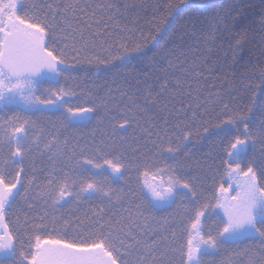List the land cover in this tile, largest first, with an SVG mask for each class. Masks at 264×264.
Returning a JSON list of instances; mask_svg holds the SVG:
<instances>
[{
    "label": "snow or ice",
    "instance_id": "snow-or-ice-1",
    "mask_svg": "<svg viewBox=\"0 0 264 264\" xmlns=\"http://www.w3.org/2000/svg\"><path fill=\"white\" fill-rule=\"evenodd\" d=\"M175 6L170 4L169 8ZM38 7L26 5L24 0H0V109L14 113L0 115V264H173L174 258L169 256L172 252L179 255V264H205L206 257L246 240H258L261 250L248 255L245 264H264V182L253 167L244 170L240 166L250 142L255 143L247 124L251 109L233 110L225 103L215 125L226 133L244 129L228 141L226 148L225 171L236 185V193L226 197L231 185L226 188L221 184L214 206L204 203L195 209L184 242L177 247L176 233L172 232L173 243L169 244L168 237L149 222L143 209L173 206L185 195L183 190L193 199L196 195L190 183L165 159V154L172 156L180 151L173 135L181 142L192 135L191 128L181 120L190 111L196 117L192 104L187 110L177 109L175 122L165 120L159 130L154 122L145 127L150 145L146 153L129 158L114 140L89 146L88 155H76L75 147L68 152L67 139H61L58 132L46 138L35 121L22 118L20 113L58 114L68 125L93 118L96 106L77 103L75 91L61 87L60 79L78 64L108 65L121 60L125 53H140L146 42L132 48L121 44L122 51L102 58L95 53L100 33L94 25L102 26L96 9L102 13L110 5H80L71 0L46 4L49 11L42 18L35 15ZM209 38H213L211 33ZM109 119L114 122L113 129L128 124L124 115L122 123L115 114ZM258 137L264 141V120ZM44 151L50 157L55 153L61 160L59 167L49 171L46 182L37 186L46 205L63 206L69 197L77 203L98 204L75 221L59 218L55 212L51 223H46L45 216L36 222L25 217L21 228L30 231L28 240L33 249L25 255L20 238L26 233L10 227L8 214L19 192L27 194L21 181L26 174L25 162H31L34 153ZM124 177L128 178L126 190L107 182L109 178ZM34 178L33 171V177L26 181L29 187ZM216 209L223 214H217L215 232H205V214Z\"/></svg>",
    "mask_w": 264,
    "mask_h": 264
},
{
    "label": "trees",
    "instance_id": "trees-1",
    "mask_svg": "<svg viewBox=\"0 0 264 264\" xmlns=\"http://www.w3.org/2000/svg\"><path fill=\"white\" fill-rule=\"evenodd\" d=\"M60 2L69 0H24L26 5L39 6L34 10L38 18L48 13L46 4ZM71 2L110 5L102 13L96 9L102 25L99 28L94 25L100 33L95 40V53L100 57L122 51L121 44L132 48L146 42V47L140 53H125L121 60L108 65L82 63L65 72L66 78L60 79V86L74 90L77 103L96 106L90 120L68 125L58 114L45 116L22 112L20 115L35 121L46 138L58 132L61 139L68 140V152L75 147L76 155L81 152L88 155L89 146L102 140H114L116 147L132 158L149 151L145 127L154 122L159 130L165 120L175 122L176 110H187L191 103L196 117L190 111L181 120L191 128L192 135L187 142H181L173 135L180 151L172 156L165 154V159L175 167L176 174L190 183L196 195L193 199L187 190H183L185 195L173 206L143 209L149 222L168 237L167 243H173L170 234L176 233L178 247L185 240V229L195 209L204 203L214 206L221 184L229 185L225 171L227 143L244 129L239 127L238 131L226 133L215 126L223 104L233 110L251 109L247 124L255 143L250 142L240 166L244 170L253 167L258 179L264 182V141L258 137V129L264 120V0ZM170 4L176 6L169 8ZM57 45L62 47L59 41ZM89 53L92 54V49ZM10 114L14 113L0 109V115ZM113 114L121 123L124 115L127 126L113 129L114 122L109 119ZM60 164V158L55 153L50 157L47 151L34 153L31 162H25L26 174L21 176V181L27 194L19 192L8 214L10 227L26 233L20 238L25 255L33 250L28 240L30 231L21 228L25 217L36 222L45 216L46 223H51L55 212L59 218L75 221L97 207V201L77 203L71 197L56 208L44 203L37 186L46 182L49 171ZM33 171L35 178L33 186L29 187L26 181L33 177ZM107 182L122 190L128 187L127 177L109 178ZM217 214L221 215L218 209L205 214V232H215ZM260 250L258 240L242 241L206 257L205 264H224L229 260L232 264H245L248 255ZM169 256L174 258L173 264H179V255L172 252Z\"/></svg>",
    "mask_w": 264,
    "mask_h": 264
},
{
    "label": "rangeland",
    "instance_id": "rangeland-1",
    "mask_svg": "<svg viewBox=\"0 0 264 264\" xmlns=\"http://www.w3.org/2000/svg\"><path fill=\"white\" fill-rule=\"evenodd\" d=\"M91 118H89L88 120H90ZM88 120H86V121H88ZM85 121V122H86ZM118 179H120V178H118ZM118 179H116V180H118ZM241 179H244L243 177H241ZM227 180H228V183H229V185H231V190L229 191V192H227V193H225L224 195L226 196V197H231L232 195H234L235 193H236V191H237V188H236V185L235 184H233V182H232V180L228 177V175H227ZM228 185V186H229ZM227 186V187H228ZM226 187V188H227ZM218 196L220 197V193H218ZM68 199V198H67ZM164 207H167V206H163V207H161V208H164ZM219 210V212L221 213V215L223 214L222 213V210H220V209H218ZM204 220V219H203ZM202 223H203V221H202Z\"/></svg>",
    "mask_w": 264,
    "mask_h": 264
}]
</instances>
